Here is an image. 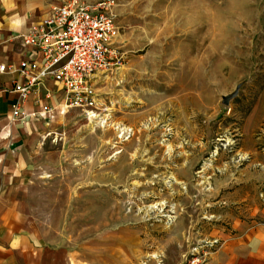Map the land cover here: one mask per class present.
I'll return each mask as SVG.
<instances>
[{"label": "rangeland", "instance_id": "rangeland-1", "mask_svg": "<svg viewBox=\"0 0 264 264\" xmlns=\"http://www.w3.org/2000/svg\"><path fill=\"white\" fill-rule=\"evenodd\" d=\"M117 1L99 117L51 115L19 197L67 264H180L264 220V0Z\"/></svg>", "mask_w": 264, "mask_h": 264}, {"label": "built area", "instance_id": "built-area-1", "mask_svg": "<svg viewBox=\"0 0 264 264\" xmlns=\"http://www.w3.org/2000/svg\"><path fill=\"white\" fill-rule=\"evenodd\" d=\"M117 7V0H66L22 36L31 51L17 65L0 64V72L21 77L10 90L17 96L10 104L11 120L46 119L70 109H79L88 119L99 117L95 78L123 62ZM46 80L56 88H46ZM58 92L61 101L51 105ZM32 94L39 110L25 109ZM216 245L217 239L196 241L180 264H209Z\"/></svg>", "mask_w": 264, "mask_h": 264}, {"label": "crops", "instance_id": "crops-1", "mask_svg": "<svg viewBox=\"0 0 264 264\" xmlns=\"http://www.w3.org/2000/svg\"><path fill=\"white\" fill-rule=\"evenodd\" d=\"M65 1L0 0V64L17 65L24 59L31 48L22 43V36ZM16 80H21L18 73L0 72V264H67L62 252L40 246L19 197L22 170L40 146L49 118L10 119V104L17 97L10 90ZM45 87L55 89L56 85L46 80ZM33 98L32 94L26 110H39ZM59 101L58 92L49 103ZM214 239L217 245L209 264H264V220L239 223L233 233Z\"/></svg>", "mask_w": 264, "mask_h": 264}, {"label": "water", "instance_id": "water-1", "mask_svg": "<svg viewBox=\"0 0 264 264\" xmlns=\"http://www.w3.org/2000/svg\"><path fill=\"white\" fill-rule=\"evenodd\" d=\"M237 95V90L234 91L233 93L231 94H228L226 96L223 97V103L224 104H227L229 102L230 99H232L233 97H235Z\"/></svg>", "mask_w": 264, "mask_h": 264}]
</instances>
